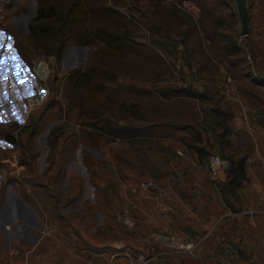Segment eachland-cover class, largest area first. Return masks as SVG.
<instances>
[{
    "label": "crops",
    "instance_id": "1",
    "mask_svg": "<svg viewBox=\"0 0 264 264\" xmlns=\"http://www.w3.org/2000/svg\"><path fill=\"white\" fill-rule=\"evenodd\" d=\"M157 1L201 8L200 19L191 25L197 37L192 35L186 46L208 78L232 75L243 82L254 76L258 84L264 82V0H248L251 31L243 39L234 0ZM6 32L0 25V264H131L139 254H156L150 264H220L217 255L226 242L239 248L234 264H264V103H244L237 95L214 101L211 91L190 82L192 89L177 86L170 92L176 100L204 97L203 122L195 120L190 103L180 106L185 119L178 115L138 125L118 119L111 126L121 129L120 135L100 136L91 125L76 138L50 137L65 104L55 90L48 97L45 88L46 105L26 117L22 99L36 92V78L20 54L14 62L5 53ZM65 44V60L51 57L50 63L72 67L84 59L87 45ZM106 44L119 50L146 47L141 41ZM72 47L78 60L68 51ZM247 54L256 72L244 73ZM263 85L256 90H264ZM25 121L29 131L20 137L25 152L19 153L13 148L20 138L5 125ZM132 127L137 128L133 135ZM212 153L231 160L219 179L207 168ZM4 167L16 171L6 182ZM150 178L168 185L165 195L153 197L139 189ZM162 233L192 248L173 251L158 239Z\"/></svg>",
    "mask_w": 264,
    "mask_h": 264
},
{
    "label": "rangeland",
    "instance_id": "2",
    "mask_svg": "<svg viewBox=\"0 0 264 264\" xmlns=\"http://www.w3.org/2000/svg\"><path fill=\"white\" fill-rule=\"evenodd\" d=\"M158 2L157 0H0V25L7 31L5 53L12 56L14 62H17L16 55L20 54L31 66L34 75L39 71L46 73V83L41 87L38 85L39 78L35 76L37 77L36 92L33 94H42L43 89L49 88L48 97L55 90L65 104L62 118L50 130V137L61 135L76 138L91 125H94L92 127L100 136L106 137L110 131L120 135L121 129H113L111 126L112 122L118 119L122 120L126 117L135 125L142 120L147 124L155 120L167 122L178 119V115L181 119H185L187 113L181 112L180 106L190 103L194 104L195 120L204 121V104L207 103L204 102V97L183 95L184 98L176 100V96L170 92L177 86L181 89L183 87L192 89L190 82H195L207 91H211L214 101L222 95L206 85L208 81L218 78H208V74L194 63L193 58L191 59V49L186 46L189 40L192 41V35L197 37L191 25L200 19L197 14L201 8L194 3L162 5ZM10 8L15 10L7 12ZM75 8L78 9L76 16ZM175 19L179 23L176 26L173 24ZM62 23L63 28H61ZM110 37L114 40H110ZM197 39L202 41L203 37L198 36ZM66 41H81L82 44L87 45L84 59L80 63L75 61L77 63L72 67L63 61L65 60L63 56L67 53ZM114 41L133 46H137L141 41L146 47L143 49L120 47V50L109 48L106 43L113 45ZM175 43L181 47L178 48ZM206 49L209 51L211 48L206 45ZM235 49L237 48H234V51ZM69 50L73 53L72 59L78 60V49L72 47ZM196 50L201 51V49ZM51 57L56 58L59 63L62 58L63 65L50 63ZM245 58L248 64L244 73L256 72L253 56L247 54ZM245 76L251 77L250 74ZM230 77L235 80V91L231 96H239L244 103L245 101L264 103V90H256V86L264 82L258 84L252 76L253 79L248 77L249 80L243 82L237 79L240 81L237 83L235 76ZM155 90L162 91V95H156ZM33 94L21 98L23 104ZM69 123L80 125V129L75 131L69 128ZM5 126L15 139H19L23 132L29 131L26 130L29 127L26 121L18 124L10 122ZM136 131L137 128L132 127L130 134L133 135ZM14 146L13 150L16 149L15 151L19 153L25 152L21 138L20 144L15 143ZM4 169L7 174L2 172V180L10 172L16 173L10 167ZM22 176H24L23 172L18 173L20 182L24 180Z\"/></svg>",
    "mask_w": 264,
    "mask_h": 264
},
{
    "label": "built area",
    "instance_id": "3",
    "mask_svg": "<svg viewBox=\"0 0 264 264\" xmlns=\"http://www.w3.org/2000/svg\"><path fill=\"white\" fill-rule=\"evenodd\" d=\"M243 37L244 35L240 36L241 39H243ZM35 76L39 78L38 85L40 87L42 84L46 83L47 80L46 73L39 71ZM206 85L209 87V89L217 90L224 96H231L235 91V80L230 76L221 80L215 79L208 81ZM45 97L46 95L42 93V94H33L26 99L24 106H25L27 118H29L36 110H38L44 104ZM69 128L78 131L80 129V125L69 123ZM230 167H231V160L227 157L222 156L220 153H212L209 156L207 168L214 179H219L221 174L226 170H228ZM172 178H170V180ZM138 187L140 190L153 197H160L162 195H165V193L168 191V185L160 186L152 178L141 181L138 184ZM158 239L160 240L161 243L168 246L173 251H180L182 250V248H184L185 250H190L192 248V245L182 244L179 238H177L175 235H172L170 233H162L158 235ZM156 257H157L156 254L153 255L139 254L131 264H150ZM239 257H240L239 248L234 243H230V242L223 243L221 254L217 255V259L220 264H234L236 263Z\"/></svg>",
    "mask_w": 264,
    "mask_h": 264
},
{
    "label": "water",
    "instance_id": "4",
    "mask_svg": "<svg viewBox=\"0 0 264 264\" xmlns=\"http://www.w3.org/2000/svg\"><path fill=\"white\" fill-rule=\"evenodd\" d=\"M237 8V14L241 23V34L248 36L250 34V9L248 0H234Z\"/></svg>",
    "mask_w": 264,
    "mask_h": 264
},
{
    "label": "trees",
    "instance_id": "5",
    "mask_svg": "<svg viewBox=\"0 0 264 264\" xmlns=\"http://www.w3.org/2000/svg\"><path fill=\"white\" fill-rule=\"evenodd\" d=\"M64 22H65V21H64ZM64 22H63V23H64ZM63 23H62L61 28H63ZM61 30H62V29H61ZM110 40H114V39L110 37ZM234 167H235V166H232V170H233ZM238 176H239V175H236V177H234V178H235V179H238V178H239ZM238 180H239V179H238Z\"/></svg>",
    "mask_w": 264,
    "mask_h": 264
}]
</instances>
